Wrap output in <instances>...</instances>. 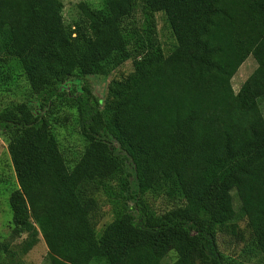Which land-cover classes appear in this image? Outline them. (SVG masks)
Segmentation results:
<instances>
[{
	"label": "trees",
	"instance_id": "16d2710c",
	"mask_svg": "<svg viewBox=\"0 0 264 264\" xmlns=\"http://www.w3.org/2000/svg\"><path fill=\"white\" fill-rule=\"evenodd\" d=\"M78 7L71 25L60 0H0V92L22 76L40 108L0 109L18 183L11 222L25 234L17 250L0 239V264H19L40 239L50 264H147L146 247L159 264H230L219 234L264 264V0ZM157 12L175 40L168 53ZM248 56L256 67L235 92ZM128 59L104 99L88 87L74 97L85 146L69 167L42 109L70 78L106 76ZM97 189L113 213L100 232ZM147 196L171 207L159 212Z\"/></svg>",
	"mask_w": 264,
	"mask_h": 264
},
{
	"label": "rangeland",
	"instance_id": "374dc122",
	"mask_svg": "<svg viewBox=\"0 0 264 264\" xmlns=\"http://www.w3.org/2000/svg\"><path fill=\"white\" fill-rule=\"evenodd\" d=\"M63 5L62 19L65 24L74 25L76 21L80 22L81 14L78 4L86 2L93 7L101 5V0H60ZM157 34L165 53H168L174 45V37L166 23L162 12L156 13ZM256 67L255 59L248 56L239 66L236 73L231 79L233 90L236 92L242 82L251 74ZM132 69V61L126 60L118 67L112 69L106 76L103 75H87L83 77H72L61 86L62 95L54 98L50 105L42 109V113L46 116L50 123L59 148L71 167L78 159L84 149L85 140L80 132L78 122V112L74 106V97L82 92L84 87H88L93 95L101 99L106 97L107 85L113 78H119L126 75ZM27 102L33 110L40 111L36 97L29 91V86L24 77L19 76L17 81L12 85L9 91L0 92V109L15 103ZM18 188L16 176L11 164L10 156L7 150V140L0 132V239L7 242L15 249H18L20 242L25 238V234L17 237L13 232L12 213L9 206V196L11 192ZM98 202L96 214L93 216L95 229L100 232L104 225L112 220L113 213L111 204L102 189H97L93 193ZM147 200L159 212L171 207L162 197L147 196ZM132 204V202H129ZM238 207L235 200V209ZM241 228L245 227V222H239ZM218 244L221 252L230 264H260L259 255L248 254L244 249V242H238L232 236L219 234ZM141 251L146 252L147 264H159L151 255L149 249L142 248ZM139 251V250H138ZM176 252H168L161 262L171 261ZM19 264H50L47 255V248L43 239H40L26 254L17 257Z\"/></svg>",
	"mask_w": 264,
	"mask_h": 264
}]
</instances>
